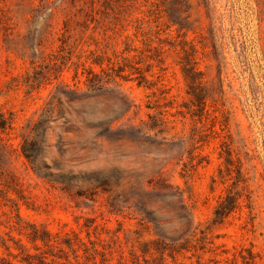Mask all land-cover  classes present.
Wrapping results in <instances>:
<instances>
[{"label":"rangeland","instance_id":"374dc122","mask_svg":"<svg viewBox=\"0 0 264 264\" xmlns=\"http://www.w3.org/2000/svg\"><path fill=\"white\" fill-rule=\"evenodd\" d=\"M1 116L0 264H264V0H0Z\"/></svg>","mask_w":264,"mask_h":264},{"label":"trees","instance_id":"16d2710c","mask_svg":"<svg viewBox=\"0 0 264 264\" xmlns=\"http://www.w3.org/2000/svg\"><path fill=\"white\" fill-rule=\"evenodd\" d=\"M183 74L185 76V79L189 81V86L193 89L200 86L202 78L199 75V72H197L193 66H185L183 68ZM85 84L87 86L88 91H92L95 89L102 88L103 80H102V74L97 73L93 70H89L87 73V76L85 78ZM61 89H57V91L51 96V99L46 103L45 107L43 108V111L41 115H45L48 117H51V114L56 113V116L52 119L53 121H57L60 118L64 119V125H65V131L70 130L72 127H75L77 131L81 132V135H84L86 132L88 133V139L90 141L95 140L97 137H106L105 133L109 132L112 128V121H108L106 123L105 128H103V132H90V129L96 128L92 123L87 122V119L93 116L94 114V102L91 100L93 96L84 95L83 93H80L77 89L72 88L69 84L64 83L61 85ZM86 92V91H85ZM69 94L76 95L74 98H70ZM78 96V97H77ZM67 100L70 103L77 102L78 106L80 107L79 110H76V118H69L65 117V111L63 106V101ZM107 122V121H106ZM105 124V122H104ZM10 120L5 119L3 116H1L0 120V128L4 130L6 126H10ZM67 125V126H66ZM92 135V136H90ZM90 136V138H89ZM32 145L38 144V140H36V137L33 138ZM22 153L23 155L29 160L30 163L35 164L37 160V153L34 152V150H28L26 148V140L21 145ZM111 184L109 178L103 177L101 180L99 186H102L103 190H107L106 187H109ZM138 182H132L131 188H133L135 185H137Z\"/></svg>","mask_w":264,"mask_h":264}]
</instances>
